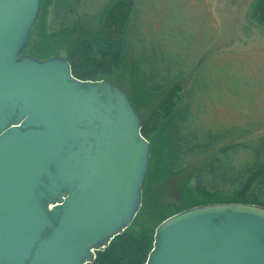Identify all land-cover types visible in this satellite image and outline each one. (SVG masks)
Returning <instances> with one entry per match:
<instances>
[{
    "label": "water",
    "instance_id": "1",
    "mask_svg": "<svg viewBox=\"0 0 264 264\" xmlns=\"http://www.w3.org/2000/svg\"><path fill=\"white\" fill-rule=\"evenodd\" d=\"M40 11L0 0V264H90L139 212L152 147L123 88L22 55ZM146 264H264V207L175 214Z\"/></svg>",
    "mask_w": 264,
    "mask_h": 264
},
{
    "label": "rangeland",
    "instance_id": "2",
    "mask_svg": "<svg viewBox=\"0 0 264 264\" xmlns=\"http://www.w3.org/2000/svg\"><path fill=\"white\" fill-rule=\"evenodd\" d=\"M118 1L81 0L69 28L63 29L53 20L54 1L43 0L44 24L38 48L66 59L82 39L99 47L105 38L107 13ZM134 1L136 11L141 10L134 25L138 36L146 41L138 45L131 30L124 43L121 68L105 80L125 90L137 106L142 123L159 105V99L143 88L146 69L140 62V47L149 46L150 37L153 43L159 42L183 59L181 70L186 77L181 81V96L185 98L189 85L190 90L193 87L196 101L192 105L193 114L199 113L202 124L212 130H230L247 127L250 122H264V28L254 16L260 0ZM169 125L170 122L162 120L152 135L155 156L151 165L155 173L151 189L155 194L153 205L161 202L177 210L182 205L207 199L205 192L198 193L196 175L217 149L177 162L163 153L168 149ZM260 138H264V123L240 140ZM242 161H247L244 156ZM252 185L233 192L246 197L254 188ZM188 187H196V191Z\"/></svg>",
    "mask_w": 264,
    "mask_h": 264
},
{
    "label": "trees",
    "instance_id": "3",
    "mask_svg": "<svg viewBox=\"0 0 264 264\" xmlns=\"http://www.w3.org/2000/svg\"><path fill=\"white\" fill-rule=\"evenodd\" d=\"M53 1L54 22L60 28H69L77 15L81 0ZM135 6L134 0L116 2L107 13L105 38L99 42V47L93 46L87 39H82L70 50L66 59L71 64L74 77L84 81L110 79L109 76L121 68L125 53L124 43L130 31L132 30V39H135L138 45L146 41L138 36L134 25L141 12L136 11ZM44 14L45 6L41 0L39 17L22 55L46 60L57 54L52 51L42 52L38 48ZM254 16L258 24L264 28V0L258 2ZM150 38L149 46L140 47V62L146 69L143 88L151 97L159 99V105L150 118L142 123L141 133L152 146L142 206L131 226L117 236L109 247L96 252V259L90 264H146L153 250L158 226L166 219L189 208L214 203H248L264 207V138L247 142L240 140V137L253 133L264 122H250L247 127L230 130L228 128L212 130L202 124L199 113L193 114L192 105L196 104L193 100V87L190 90L189 85L185 98L181 96V81L186 77L185 72L181 70L184 65L183 59L172 50L167 51L164 45L158 44L159 42L153 43V38ZM130 101L139 114L131 98ZM162 120L170 122L166 133L168 149L163 153L175 161L182 162L189 156L202 155L217 149L196 175L198 193L205 192L207 199L182 205L177 210L176 207H168L161 202L153 205L155 194L151 185L155 172L151 161L155 156V145L152 135ZM242 156L246 162L242 161ZM245 185L254 187L248 196L242 197L243 193L233 192ZM188 188L196 191V187ZM168 210L170 211L166 213Z\"/></svg>",
    "mask_w": 264,
    "mask_h": 264
}]
</instances>
